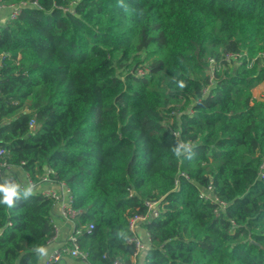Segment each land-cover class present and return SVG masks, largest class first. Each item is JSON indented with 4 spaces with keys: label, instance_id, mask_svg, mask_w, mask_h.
Listing matches in <instances>:
<instances>
[{
    "label": "trees",
    "instance_id": "trees-1",
    "mask_svg": "<svg viewBox=\"0 0 264 264\" xmlns=\"http://www.w3.org/2000/svg\"><path fill=\"white\" fill-rule=\"evenodd\" d=\"M37 1L0 24V147L66 182L86 264L131 263L146 199L162 210L135 264H264V0ZM53 208L0 204V264H38Z\"/></svg>",
    "mask_w": 264,
    "mask_h": 264
},
{
    "label": "built area",
    "instance_id": "built-area-1",
    "mask_svg": "<svg viewBox=\"0 0 264 264\" xmlns=\"http://www.w3.org/2000/svg\"><path fill=\"white\" fill-rule=\"evenodd\" d=\"M75 1H71L69 6L64 7V11H71L72 4ZM27 6H34L36 8H41L37 0H20L18 2H5L4 0H0V12L6 10L5 15L3 16V21L0 24L16 19L22 10ZM7 53H0V68L3 65V57L6 56ZM260 56L264 57V54H260ZM242 55L239 53H227L225 55V59L228 61H233L237 64L241 63ZM255 58L247 59L248 65L250 66ZM210 61V71H212L214 67V60L209 59ZM144 72V69L139 68L136 70L137 74H141ZM29 128H34V120L29 122ZM174 136H178V131H172ZM185 148L188 149L190 147V143H186ZM8 152L6 149L0 147V183H2L5 179L16 180L12 177H8L6 172H8L11 168L14 167L8 161ZM264 164L260 166V170L258 172V177L262 176ZM17 181V180H16ZM32 184L34 185V191H38L41 195L46 196L51 199L53 206H57L59 210V215L61 221L64 225L69 227V232L67 237L63 242H61L57 247L53 248L49 254V262L54 263L59 261L64 256H71L80 259L84 263H86L87 252L83 250L79 244L78 236L83 234L84 232H89L92 228V224H78L77 214L79 212L73 205L74 199L70 188L66 184L65 181L59 180L55 178V171L52 167H45L44 171L38 175L37 180H33L26 173V185ZM43 186V187H42ZM26 187V186H25ZM199 197L216 204V208L214 212L219 214L221 210L225 209L226 203L219 199L213 192L212 186L209 184L205 188L201 189L199 187ZM144 212L137 213L132 215L129 218L128 226L129 230L132 232V237H130L129 241L134 245V252L131 256V263L135 264L138 254L145 249L148 244H150V236L147 231H145L144 239H142L138 235V227L143 222H150L153 219L157 218L161 214V206L159 199H146L144 201ZM54 226V235L50 238H54L57 236L59 227L56 223L53 222ZM112 264H123L122 262L115 260Z\"/></svg>",
    "mask_w": 264,
    "mask_h": 264
},
{
    "label": "crops",
    "instance_id": "crops-1",
    "mask_svg": "<svg viewBox=\"0 0 264 264\" xmlns=\"http://www.w3.org/2000/svg\"><path fill=\"white\" fill-rule=\"evenodd\" d=\"M6 10H3L0 12V18L3 19V16L5 15ZM0 19V22L3 20ZM258 85L256 86V88ZM255 89V87H254ZM253 92V90H252ZM254 95V93H253ZM254 97H256L254 95ZM260 99L261 97H256ZM8 177H12L16 179L23 187L26 186V172L23 170L22 167L20 166H14L11 168L8 172H6ZM43 187V186H42ZM52 221L56 223V225L59 227V231L56 237L50 239L44 246V248L47 249V255L43 258L38 257V264H86L83 261H81L78 258L71 257V256H64L62 257L59 261L51 263L49 262V254L51 250L55 247H57L61 242L65 240L67 237L69 230V227L64 225L61 221L60 215H59V210L58 207L55 205L52 211ZM138 234L139 235H144L145 236V231L143 228L138 229Z\"/></svg>",
    "mask_w": 264,
    "mask_h": 264
},
{
    "label": "clouds",
    "instance_id": "clouds-1",
    "mask_svg": "<svg viewBox=\"0 0 264 264\" xmlns=\"http://www.w3.org/2000/svg\"><path fill=\"white\" fill-rule=\"evenodd\" d=\"M180 88H183L184 82H180ZM180 149H175L174 154L179 155ZM34 195V185L27 184L23 193L21 192L20 183L5 179L0 183V204L6 205L8 208L15 206L16 202L19 200H27L30 196ZM36 253L38 257L43 258L47 255V249L44 247H37Z\"/></svg>",
    "mask_w": 264,
    "mask_h": 264
},
{
    "label": "rangeland",
    "instance_id": "rangeland-1",
    "mask_svg": "<svg viewBox=\"0 0 264 264\" xmlns=\"http://www.w3.org/2000/svg\"><path fill=\"white\" fill-rule=\"evenodd\" d=\"M257 85L258 87L256 88ZM257 85L255 86V89L253 88V93L256 97L263 98L264 97V80Z\"/></svg>",
    "mask_w": 264,
    "mask_h": 264
}]
</instances>
